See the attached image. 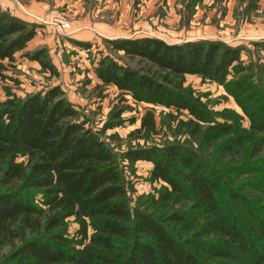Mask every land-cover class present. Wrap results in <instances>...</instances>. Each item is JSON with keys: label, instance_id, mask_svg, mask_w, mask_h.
I'll return each mask as SVG.
<instances>
[{"label": "trees", "instance_id": "trees-1", "mask_svg": "<svg viewBox=\"0 0 264 264\" xmlns=\"http://www.w3.org/2000/svg\"><path fill=\"white\" fill-rule=\"evenodd\" d=\"M35 35L33 23L0 10V76ZM110 46L159 71L109 56L97 77L136 101L184 113L187 143L118 152L103 134L123 124V108L94 130L59 87L9 95L0 102V264H264V61L246 64L244 46L219 40L142 37ZM256 46L264 52V41ZM27 55L54 71L44 51ZM187 75L225 87L250 125L232 110H211L185 85ZM156 127L150 111L139 132L146 139ZM138 161L153 163L151 179L165 185L134 201L125 171Z\"/></svg>", "mask_w": 264, "mask_h": 264}, {"label": "rangeland", "instance_id": "rangeland-1", "mask_svg": "<svg viewBox=\"0 0 264 264\" xmlns=\"http://www.w3.org/2000/svg\"><path fill=\"white\" fill-rule=\"evenodd\" d=\"M7 4L14 6V13L5 8ZM0 10H10L36 27L35 37L17 52L15 60L3 62L0 102L9 95L24 99L59 87L79 110L80 119L94 130L104 129L112 112L123 108V124L109 127L103 134L118 152L129 147L187 143L189 135L183 124L189 117L136 101L116 86L104 84L95 70L109 56L142 72L159 71L146 60L116 52L111 41L142 37H156L169 43L219 40L244 46L246 64L251 60L264 61V52L256 46L264 41V0H0ZM59 15L70 28H62ZM77 41L89 46L82 47ZM37 51L45 52L54 71L28 57V53ZM185 85L217 114L232 110L244 116L245 127L250 125L225 87L198 75H187ZM150 111L155 115L157 132L145 139V131L139 130ZM152 169L153 163L149 161H138L133 168L126 169V178L135 188L134 201L147 200L165 185L151 179ZM76 229L77 224L71 219L70 234L74 236Z\"/></svg>", "mask_w": 264, "mask_h": 264}, {"label": "built area", "instance_id": "built-area-1", "mask_svg": "<svg viewBox=\"0 0 264 264\" xmlns=\"http://www.w3.org/2000/svg\"><path fill=\"white\" fill-rule=\"evenodd\" d=\"M58 22L62 25V28H70V24L66 21H64V19L59 15V20Z\"/></svg>", "mask_w": 264, "mask_h": 264}, {"label": "crops", "instance_id": "crops-1", "mask_svg": "<svg viewBox=\"0 0 264 264\" xmlns=\"http://www.w3.org/2000/svg\"><path fill=\"white\" fill-rule=\"evenodd\" d=\"M8 7H9V8L12 10V12H13L14 6H12V5H8V4H7L5 8H8ZM13 13H14V12H13ZM4 62H6V61H4Z\"/></svg>", "mask_w": 264, "mask_h": 264}]
</instances>
